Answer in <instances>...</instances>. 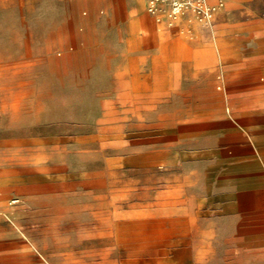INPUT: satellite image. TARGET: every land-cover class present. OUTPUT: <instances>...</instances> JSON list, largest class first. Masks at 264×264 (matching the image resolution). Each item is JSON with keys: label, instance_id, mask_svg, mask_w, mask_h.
<instances>
[{"label": "rangeland", "instance_id": "1", "mask_svg": "<svg viewBox=\"0 0 264 264\" xmlns=\"http://www.w3.org/2000/svg\"><path fill=\"white\" fill-rule=\"evenodd\" d=\"M91 1L0 0L1 212L23 247L11 252L0 224V251L21 264H264V140L232 149L223 87H206L217 55L190 65L215 17L202 28L146 11L129 34L121 11L84 24Z\"/></svg>", "mask_w": 264, "mask_h": 264}, {"label": "crops", "instance_id": "2", "mask_svg": "<svg viewBox=\"0 0 264 264\" xmlns=\"http://www.w3.org/2000/svg\"><path fill=\"white\" fill-rule=\"evenodd\" d=\"M209 1L216 3L217 0ZM220 1L222 6L214 20L215 34L212 39L208 38L206 46L194 48L190 65L193 72L199 74V67L203 65L199 63L198 54L213 51L217 55L219 61L206 65L208 97L215 95L214 85L219 80L223 87L222 94L219 95L223 99L220 120L224 125H229V130L235 136L232 149L246 152L253 150L257 154L260 151L259 142L264 140V11L257 4H252L254 0ZM100 7L112 17L121 11L126 18L129 34L134 32L141 18H150L146 15L144 0H92L89 10L80 9L79 12V16L82 14L85 18L84 24L90 18L99 16ZM186 18L181 22L184 27L189 26L184 24ZM231 35L236 36L235 40H230ZM250 44L256 51L248 52L244 58L239 57V46ZM215 68L219 73L217 78L213 72ZM4 203L5 200L0 199V224L9 228L8 235L14 240L11 252H17L23 248L21 233L17 224L10 220L13 218L7 216L8 213L1 212ZM20 262L18 255L12 256L0 251V264H21Z\"/></svg>", "mask_w": 264, "mask_h": 264}, {"label": "built area", "instance_id": "3", "mask_svg": "<svg viewBox=\"0 0 264 264\" xmlns=\"http://www.w3.org/2000/svg\"><path fill=\"white\" fill-rule=\"evenodd\" d=\"M147 12L153 17L165 15L169 25L185 15L202 27L211 26L222 2L209 4L207 0H144Z\"/></svg>", "mask_w": 264, "mask_h": 264}, {"label": "bare ground", "instance_id": "4", "mask_svg": "<svg viewBox=\"0 0 264 264\" xmlns=\"http://www.w3.org/2000/svg\"><path fill=\"white\" fill-rule=\"evenodd\" d=\"M219 1H220V0H217L216 3H211L209 0H207V2H208L209 4H217V3H219ZM146 11H147V10H146Z\"/></svg>", "mask_w": 264, "mask_h": 264}]
</instances>
